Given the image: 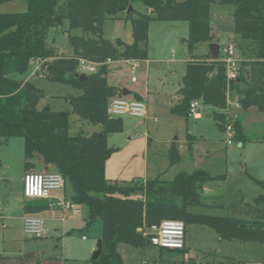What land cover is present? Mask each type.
<instances>
[{
  "label": "trees",
  "instance_id": "obj_1",
  "mask_svg": "<svg viewBox=\"0 0 264 264\" xmlns=\"http://www.w3.org/2000/svg\"><path fill=\"white\" fill-rule=\"evenodd\" d=\"M12 0H0V5ZM24 12L0 13V139L21 138L24 146V171L33 169L38 155L43 164L53 166L69 186L70 201L85 207L87 226L100 221L102 253L95 261L84 264H124L119 245L135 249L152 247L143 236L163 220L181 221L186 227L196 224L212 229L220 241H236L264 246V180L257 181L262 194L254 200L259 214L250 220L229 216H212L194 212L207 208L200 201L204 186L222 176H211L205 170L179 172L172 180L159 177L130 183L105 177V164L115 149L108 147V135L120 132L122 121L106 113L109 102L120 98L122 91L107 83L106 60L146 61L148 30L152 21L185 22L186 51L191 56L177 92L178 102L169 109L171 115L188 118L189 105L199 101L220 112L213 113L218 130L230 124L234 141L264 142V136L249 134L241 118L226 119L221 111L228 108V94L237 96L242 111L256 107L264 113V0H25ZM141 3L150 12L131 10L123 20L131 25L133 41L110 42L102 37L107 19H117L128 6ZM219 3L232 5V35L241 55L236 80H228L222 56H195L198 45L214 42L210 7ZM67 23L70 56L58 55L47 42L51 29ZM80 29L84 36H72ZM91 36V37H90ZM49 59L45 79L79 90L67 97L71 113L81 121L100 126L91 135L70 134L68 111H53L49 106L38 109L43 91L26 80L32 61ZM99 63L95 73L79 80L78 61ZM194 137L186 135L187 149L192 151ZM0 142V143H1ZM170 165L180 161L175 144L167 152ZM48 209L44 200L25 201L23 212L35 215ZM178 251L181 254L184 252ZM154 263L184 264L161 257Z\"/></svg>",
  "mask_w": 264,
  "mask_h": 264
},
{
  "label": "rangeland",
  "instance_id": "obj_2",
  "mask_svg": "<svg viewBox=\"0 0 264 264\" xmlns=\"http://www.w3.org/2000/svg\"><path fill=\"white\" fill-rule=\"evenodd\" d=\"M8 5H0V10L2 6ZM133 9L138 13L147 14V9L141 3H134ZM232 12V5L219 3L211 5L210 23L212 30L220 37L218 41L220 50L226 46L231 35ZM126 15V12H123L118 14L117 19L105 20L102 26V37L110 42L120 39L124 43H132L131 25L123 20ZM67 30L65 22L62 27L48 32L46 42L58 55L72 54ZM148 34L149 64L140 62L133 76L130 65L126 61H114L107 65V83L121 91L126 90L137 95L139 101L145 104L149 116L146 119L128 115L114 117L121 119L122 129L107 137L108 147L115 151L106 161V175L113 181L121 180L130 183L133 179L150 175L151 172L147 166L152 161L165 164L163 179L168 181L179 172L189 173L203 169L211 176L224 175V178L208 182L202 194V200L217 205L197 209L194 212L249 219L248 210L252 208L255 210L252 215H258L260 212L256 213L253 199L263 192L257 181L264 179V142H246L240 145L232 138L231 144L227 145V131L218 130L212 117L214 112L220 111L211 106L201 104L197 110L198 118L195 115H189L188 118L171 115L169 109L173 105L172 97L176 98L186 63L191 57L182 42L187 35V24L152 21L149 24ZM70 35L81 37L84 33L80 29H75L70 31ZM229 41L236 49L234 37ZM206 51L207 47L201 44L196 47L193 54L200 56ZM238 55L240 59L241 55L239 53ZM132 77L135 78L134 82ZM31 81L43 91V98L38 104V109L49 106L53 111L70 113L71 135L82 133L88 136L100 131V126L81 121L71 113L66 98L80 95L79 90L69 85L50 82L45 78H33ZM221 112L226 119L241 118L243 127L249 134L264 136V113L258 111L256 107L242 111L240 107L231 104ZM187 134L195 138L192 144L193 153L187 149ZM172 140L176 141V147L182 158L178 164L169 168L164 159L167 155V143ZM36 161L43 163L38 155L32 159L33 164ZM23 175V140L10 138L4 143L1 142L0 213L6 218L4 220L5 249L29 251L34 256L35 264H58L57 261L64 260V257L68 259L81 253L82 235L93 248L96 247L97 241L101 238L100 221H95L86 229L84 228L83 232H79L78 229L70 230L66 243L58 233L52 241L53 244H47V250H42L44 246L41 245V241L51 239L45 230L43 238L38 240L28 239L23 232L21 233L20 219L23 216L24 201ZM66 188L69 186L66 185ZM247 204L250 206H246ZM78 208L82 211L79 217L85 219L87 217L85 207ZM40 218L43 219L42 216ZM57 227L59 229L60 224ZM2 231L0 229V239ZM185 235V250L182 254L178 251L155 247L135 249L126 245H119L118 251L124 264H143L144 261H155L160 257L166 261L184 264H264L263 245L220 241L212 229L196 224L188 225ZM43 251L46 252L41 254ZM91 256L92 254L87 259ZM21 257L23 258L24 255Z\"/></svg>",
  "mask_w": 264,
  "mask_h": 264
},
{
  "label": "built area",
  "instance_id": "obj_3",
  "mask_svg": "<svg viewBox=\"0 0 264 264\" xmlns=\"http://www.w3.org/2000/svg\"><path fill=\"white\" fill-rule=\"evenodd\" d=\"M222 60L226 67V74L228 80H236L239 71L240 59L236 57L233 46H225L221 50ZM49 59H40L32 61L30 64L31 70L29 72L30 78L41 79L46 74V63ZM111 61L106 60L104 64H109ZM130 70L133 76L139 67V60H131ZM99 63H92L86 60L80 59L78 61L76 72L80 74H92L97 70ZM135 78L132 77V82ZM201 104L199 101H193L189 105V115H196L198 106ZM227 104L230 106L234 104L239 107L237 96L228 94ZM106 113L110 118L120 115H128L134 118L146 119L147 109L142 101H129L124 98L112 99L107 108ZM228 133L226 144L230 145L232 138L234 137V130L230 125L225 127ZM65 186L64 178L58 173H33L26 172L23 175L22 180V194L25 199L28 200H47L50 198L51 191H62ZM53 206H59L72 214H80L82 211L78 205L73 204L71 201L61 200L58 203H51ZM43 219L36 215H26L22 218V232L29 239H41L43 237ZM143 236H148L149 243L152 247L158 249L167 250H182L184 248L185 240V226L181 221L175 220H163L158 225H153L147 232L143 233ZM82 239H85L83 237ZM143 264H160L150 262H144Z\"/></svg>",
  "mask_w": 264,
  "mask_h": 264
},
{
  "label": "crops",
  "instance_id": "obj_4",
  "mask_svg": "<svg viewBox=\"0 0 264 264\" xmlns=\"http://www.w3.org/2000/svg\"><path fill=\"white\" fill-rule=\"evenodd\" d=\"M8 4L9 5L6 6V7L2 6V8L0 10V13L24 12L26 10V7H27V3H26L25 0H12ZM133 4L131 5L132 6V10H134L133 9ZM210 10H211V7H210ZM149 12L150 11L147 10V13H149ZM231 28H232V25H231ZM231 28H230V30H231ZM148 32H149V30H148ZM212 34L214 36V42L213 43H217L218 44V41H220L219 35H217V33L214 32L213 30H212ZM148 38H149V34H148ZM184 39H185V42H186L187 35H186V37ZM229 39H233L232 31H231L230 37L227 40L226 46H228V45L232 46L230 41H229ZM185 42H183V44H185ZM202 46L207 47V51L202 53L200 56L209 54L208 44H202ZM234 50H235L236 57L239 58L237 50L235 48H234ZM219 55L222 56L221 50L219 52ZM148 60H149V57H148V59L146 61H142V62L146 63V64H149ZM126 62L129 63V65H130L129 61H126ZM25 79L31 81L33 78H30L29 74H28L27 77H25ZM179 87H180V85H179ZM121 98H124V99L129 100V101H135V100L139 101L140 100L139 97H137V95H135V94H133L131 92H128V91H126L125 94L122 93ZM177 102H178V97H177V93H176V98L172 97V103L174 105ZM200 105L201 104H199V106ZM199 106H198V109H199ZM147 114H149V113L147 112ZM195 117L198 118L199 114L197 113L195 115ZM172 144L176 145V141L172 140V141H169L167 143V146H166V151L167 152H168V150H169V148H170V146ZM193 151L194 150H192L191 152L193 153ZM147 152H148V146H147ZM177 152L180 155V151L178 150V148H177ZM181 158L182 157L180 156V161H181ZM164 160H165L164 162L166 163V165H168L169 168L173 167L175 165V164L174 165H170L167 155H166V159H164ZM180 161H178L176 164H178ZM33 165H34L33 169L30 170L29 172H33V173H53V172H56V170H55V168L53 166H46L42 162H39V161H36V163H34ZM163 165L165 166V164H163ZM163 165H162L161 162L160 163H157V162L155 163V161H152V163L149 164V166H147V169L150 170L151 174L148 175V176H144V177H142L140 179L139 178L138 179H133V181L141 180V181L144 182L146 180H149L150 178L154 179V178H157V177L163 179V175L165 174L164 173L165 170H164ZM105 169H106V167H105ZM200 170H203V169H200ZM24 174H25V171H24ZM105 177L108 180H111L106 175V170H105ZM111 181H113V180H111ZM114 181L128 183L126 181H121V180H114ZM204 189H205V186L203 188L202 194L204 192ZM202 194H201V197H200V201L202 203L208 205L207 208H210V207H213V206L217 205V204L216 205H212V203H208V202L202 200ZM70 197H71V191H70L69 188H66V185L64 186V189L62 191H51L50 192V198L47 199V200H44L48 204V209L45 210V211H42V212H40L38 214H35L36 216L39 215L40 217L41 216L43 217V222H44L43 230H45L47 232V234H49L51 236L50 240L41 241V245L44 246V248H42V250H47V244L48 243H52V241L54 240L55 236L58 233H60L62 239H64V242L66 243L67 237L69 235L70 230L78 229L79 232H83L84 228L86 229L88 227L87 226V222H86V218L82 219V218L79 217V215L81 213L80 214H72L69 211H67V210H65V209H63V208H61L59 206H54V205L52 206L51 205V203H58L61 200L70 202ZM255 198L256 197H254V199ZM25 201H32V200H28V199L24 198L23 203ZM23 203H22V210H23ZM246 206H250V205L247 204ZM256 209H257L256 213L259 212L257 207H256ZM254 211L255 210L250 208L248 210V216H250V218L249 219L248 218L247 219H242V220H250V219L254 218L255 215H252V213ZM24 216H26V214H24V212H23V216L20 219L21 221H22V218ZM4 220H6V218L2 215V213H0V227H1L0 229L3 230L2 234H1V239H0V246H2V247H0V264H22V263L24 264V262L26 264H35L34 256H32L29 251H24V252L22 251L21 252V251H18V250H12V249H5L4 248V239H6V233H5L6 225H5ZM59 224H60V228L58 229L57 226H59ZM20 230H21V233H22L21 226H20ZM83 237H84V235L81 236V240L83 241V248L80 251L81 253H78V254L73 255L72 257H69L70 259L69 258L67 259V258L64 257V260L57 261L58 264H84L86 261L90 260V259H87V258H88V256H90V254H92L95 251V247L93 248V246L88 243L86 238L82 239ZM185 241L186 240H184V249H185ZM85 243H88V244H85ZM45 252L46 251H43V252H41V254H43ZM22 255H24L23 258L21 257ZM144 262H150V261H144Z\"/></svg>",
  "mask_w": 264,
  "mask_h": 264
},
{
  "label": "water",
  "instance_id": "obj_5",
  "mask_svg": "<svg viewBox=\"0 0 264 264\" xmlns=\"http://www.w3.org/2000/svg\"><path fill=\"white\" fill-rule=\"evenodd\" d=\"M132 10V6H128L126 14H128ZM182 42H185V39L182 40ZM208 50H209V56L212 60H216L219 58V52H220V47L217 43H210L208 44ZM79 80H83L86 78L85 74H80L78 76ZM122 93L125 94L126 90H122ZM240 146V145H239ZM102 253V245H101V240H98L96 243L95 251L92 253V256L90 258V261H95L99 258V256Z\"/></svg>",
  "mask_w": 264,
  "mask_h": 264
}]
</instances>
